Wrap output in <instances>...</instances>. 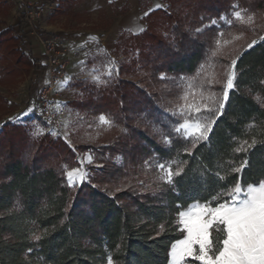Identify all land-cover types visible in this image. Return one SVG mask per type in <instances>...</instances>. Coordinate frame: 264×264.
Masks as SVG:
<instances>
[{
  "label": "trees",
  "instance_id": "16d2710c",
  "mask_svg": "<svg viewBox=\"0 0 264 264\" xmlns=\"http://www.w3.org/2000/svg\"><path fill=\"white\" fill-rule=\"evenodd\" d=\"M166 4V9L148 13L144 32L124 42L125 49L137 52L136 59L120 65L118 78L93 96L95 113L114 124L101 139L100 153L122 154L123 166L102 160L89 184L71 188L63 164L74 166V154L62 139H32L17 125L1 128L0 264H108L109 257L113 264H168L171 245L184 236L176 223L183 210L179 205L237 181L264 180V103L254 99L260 95L264 100L263 32L251 48L234 56L238 87L229 92L208 140L193 147L174 132L183 118L172 114L180 105L182 80L209 65L220 78L210 84V77H197L206 88L202 102L213 109L202 116L211 118L222 100L231 61L212 55L217 28L197 29L236 4L264 16V0ZM229 29L238 32L239 26ZM0 64V80L28 74L36 65L19 51L9 30L0 31ZM168 138L171 146L164 142ZM253 138L254 147L234 151ZM151 159L183 161V172L166 184ZM245 159L248 165L233 172ZM189 264L198 262L189 259Z\"/></svg>",
  "mask_w": 264,
  "mask_h": 264
},
{
  "label": "rangeland",
  "instance_id": "374dc122",
  "mask_svg": "<svg viewBox=\"0 0 264 264\" xmlns=\"http://www.w3.org/2000/svg\"><path fill=\"white\" fill-rule=\"evenodd\" d=\"M23 3L30 6L24 7ZM42 5L45 8L42 16L34 24H29L26 10L34 11L36 7ZM237 6V4L232 6L228 13L223 14L219 19L208 20L199 29L203 31L213 26L219 30L216 42L220 41V47L217 50L216 45V56L225 58L227 61H232L238 52L252 43L259 32L264 33V16L251 14ZM125 11L127 9L124 6L116 7L108 0H0V31L9 30L17 39L19 51L28 60L36 63L35 68L29 70L28 74L20 73L14 78L0 80V131L5 124H10L24 128L32 139H41L46 135L53 140L62 139L74 154L72 160L74 166L67 169L80 167L83 161L84 170L88 172L84 182L71 188L89 184L92 177L96 175V171L102 168L100 165L102 160L109 159L111 163L119 167L124 164L122 154L112 155L107 152L103 156L100 153L101 139L114 124L112 121L111 127L101 125L98 117L102 114L95 113L92 105L94 93L100 88L110 86L118 78L120 65L128 64L130 60L136 59L137 52L125 49L124 42L128 37L138 34L132 35L130 32L112 30L118 15ZM234 11H241L245 21L249 16L253 19L251 22L237 20L233 15ZM144 19L142 22L145 29ZM213 21L216 23H212ZM230 25H238V32L232 29L225 30ZM50 37L61 39L65 47V59L68 62L67 84L60 91L59 103L64 113L60 116V124L57 127H50L37 108V92L42 80L41 70L45 59L40 42ZM90 37L95 39H89ZM35 46L40 48L39 52ZM109 61L115 62L112 77L102 75L101 78L106 83H96L92 79V70L95 68L103 72ZM229 70L230 68L226 72ZM202 76L210 77V80L216 83L220 78V74L212 71L210 65L203 68L197 76L184 78L179 85L183 89L182 96L190 93L189 83L193 85L191 92L195 93V95L189 94L188 103H203L200 93L201 91L204 93L206 88L203 87L204 83L197 79ZM184 103L185 101L181 99L179 104ZM29 108L33 111L26 116L23 115ZM17 118L20 122L14 123L13 121ZM37 127L44 130L43 134L33 137L32 133ZM53 131L57 135L53 136L51 134ZM89 155L93 161L91 164L87 162ZM157 163V159H151L150 164L157 168L158 179L161 180L163 173L156 166ZM63 167L65 173V164ZM65 180L67 182L66 175Z\"/></svg>",
  "mask_w": 264,
  "mask_h": 264
},
{
  "label": "snow or ice",
  "instance_id": "6c2138e0",
  "mask_svg": "<svg viewBox=\"0 0 264 264\" xmlns=\"http://www.w3.org/2000/svg\"><path fill=\"white\" fill-rule=\"evenodd\" d=\"M156 7L159 8L161 5L157 4ZM144 15L147 16L148 13L146 12ZM233 15L242 22H251L253 19L249 16L245 21L241 11H234ZM212 23H216V21ZM129 30L134 34L145 31L144 27L140 25ZM197 31L200 30L197 29ZM89 39L94 40L95 38L90 37ZM216 43L217 50H219L220 41ZM255 43L256 41H252L248 48H251ZM216 54L217 52L213 51L212 55ZM114 64V61H109L103 72L94 68L92 79L96 83H106L101 77L102 75L112 77ZM235 66L236 59H232L230 70L225 74L223 82V98L211 118L202 116L203 111H213L207 103L187 102L189 94L195 95L191 92L193 88L191 83L188 85L190 93H185L181 97L185 103L178 105L177 111L172 113L183 118L175 123V133L185 140H191L193 147L200 140H208L213 124L220 115H223L230 90L238 87L235 82ZM163 78L162 75L161 79ZM213 82L209 81L210 84ZM200 99L204 100L203 91L200 93ZM254 99L258 103H264L260 95H256ZM32 111L33 109L29 108L23 115L26 116ZM98 119L101 125L112 126L109 117L100 115ZM13 122H20L19 118ZM43 131L42 128L37 127L32 135L38 137L43 134ZM51 134L57 135L54 131ZM164 142L169 146L172 145L170 138L165 139ZM256 143L255 138L251 140V143L244 140L234 151H247ZM184 150L189 151L187 148ZM87 162L89 164L93 162L90 155L87 157ZM182 163L183 161L176 159L158 162L156 166L163 173L161 180L169 185L173 184V176H179L183 172V167L179 166ZM174 164L177 165L175 169L172 167ZM247 165L248 161L245 159L239 167L233 168L232 171L240 173ZM65 175L68 186L74 187L85 181L88 172L84 170L83 161H81L80 167L71 170H68L65 165ZM225 196L227 199H224ZM178 207L183 210H178L176 223L184 236L171 245L169 264H189V259L198 262V264H264V180L247 184L237 181L231 187L226 186L220 192L211 193L208 197L197 199L192 203H184ZM108 264H113L111 257L108 258Z\"/></svg>",
  "mask_w": 264,
  "mask_h": 264
},
{
  "label": "built area",
  "instance_id": "2783aa9c",
  "mask_svg": "<svg viewBox=\"0 0 264 264\" xmlns=\"http://www.w3.org/2000/svg\"><path fill=\"white\" fill-rule=\"evenodd\" d=\"M24 4V3H23ZM30 4H24V7ZM44 6L36 7L34 11L26 10L27 22L34 24L44 13ZM44 52V65L41 70L42 80L39 83L37 108L43 120L50 127L60 124V116L64 109L59 106L61 90L67 84L68 62L65 59V47L60 38L50 37L40 42Z\"/></svg>",
  "mask_w": 264,
  "mask_h": 264
},
{
  "label": "crops",
  "instance_id": "0c3cea01",
  "mask_svg": "<svg viewBox=\"0 0 264 264\" xmlns=\"http://www.w3.org/2000/svg\"><path fill=\"white\" fill-rule=\"evenodd\" d=\"M115 4L116 7L124 6L127 11L123 14L118 15L117 19L114 21L112 30L117 31H126L130 32L132 35L133 31L129 29L133 28L136 25L143 26V18L146 12L151 13L153 11L165 9L166 4L165 0H108ZM159 4L161 7L157 8L156 5ZM144 27V26H143ZM139 34V33H138ZM37 52L40 48L35 46Z\"/></svg>",
  "mask_w": 264,
  "mask_h": 264
}]
</instances>
